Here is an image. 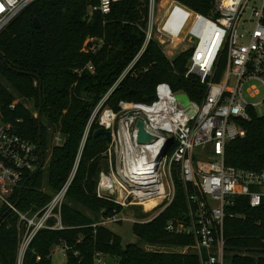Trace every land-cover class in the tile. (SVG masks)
<instances>
[{
  "label": "trees",
  "instance_id": "16d2710c",
  "mask_svg": "<svg viewBox=\"0 0 264 264\" xmlns=\"http://www.w3.org/2000/svg\"><path fill=\"white\" fill-rule=\"evenodd\" d=\"M180 1L204 14L210 12L213 2ZM94 3L96 0H37L0 33V106L4 117L23 137L38 144L41 139L39 147L45 156L41 171L25 185L18 202L22 210L36 211L50 200L51 195L41 191L45 177L55 192L64 185L76 162L93 109L144 43L149 0H123L113 5L109 15L95 12L90 20L88 10ZM162 3L166 6L162 9L165 14L161 29L171 32L168 15L173 10L171 13L177 21L173 36L183 34L193 12L175 3L170 6V0ZM35 18L40 28L35 26ZM98 40L104 41L103 46L94 51ZM187 54L170 60L151 41L131 72L109 96L106 106L118 109L122 99L152 102L156 98V86L161 82H168L176 92H186L191 99L199 100L205 89L197 77H185ZM89 63L94 66V72L87 68ZM40 85L43 103L39 138L36 115ZM27 102H33L35 111ZM244 125L247 135L227 145L226 162L240 169L256 170L264 160V113L252 111ZM98 128L95 121L67 193L70 203L66 201L62 208L66 228L41 230L27 251L24 264H52V249L62 241L71 247L65 264H93L97 251L118 257L119 264H201L192 248L190 252L148 251L138 243L124 245L121 236L109 227L92 226L102 210L111 213L115 207L112 201L96 194L99 174L107 168L103 153L109 144L104 135L94 136ZM58 133L65 141L50 149ZM41 156L40 152V161ZM175 184V198L161 214L150 222L133 224V232L142 242L169 248H184L194 243L191 235L174 234L166 229L169 220L188 217L185 186L178 176ZM227 213L226 264H264V200L259 207H251L247 198H237ZM147 214L142 212L141 216ZM0 217H3L0 264H15L18 218L7 208L0 210Z\"/></svg>",
  "mask_w": 264,
  "mask_h": 264
},
{
  "label": "built area",
  "instance_id": "2783aa9c",
  "mask_svg": "<svg viewBox=\"0 0 264 264\" xmlns=\"http://www.w3.org/2000/svg\"><path fill=\"white\" fill-rule=\"evenodd\" d=\"M35 1L0 0V33ZM121 1L96 0L89 6L90 20L95 12L109 15L113 5ZM170 1L193 12L188 27L177 37L163 31V0H149L142 47L93 109L68 179L36 211L22 210L18 202L21 186L41 163L39 144L20 135L15 125L5 119L0 106V210L7 208L18 218L15 264H24L26 253L41 230L66 228L62 208L95 121L99 128L112 133L103 153L107 168L99 174L96 194L112 201L115 207L111 213L102 210L92 223L94 228L122 222L143 224L155 219L173 202L178 176L187 194L188 217L169 220L167 231L191 235L194 243L188 247L199 256L201 264H226L227 209L237 198H247L251 207L262 204L264 160L259 169H240L229 165L226 155L231 141L246 137L244 123L251 118V112L264 107V0H213L208 14L195 11L180 0ZM151 41L170 60L188 53L185 77H197L205 89L201 98L193 100L186 92H176L170 83L161 82L152 102L122 99L118 109L106 106L109 96ZM103 43H94V51ZM87 68L94 72L91 63ZM180 93L188 95V106L177 100ZM138 121H142L145 131L157 137L156 141L138 142ZM64 141L61 134L55 135V144ZM151 201L153 204L147 209L146 204ZM131 209L151 215H132ZM70 248L64 241L54 247L66 255ZM93 264H109L106 254L97 251Z\"/></svg>",
  "mask_w": 264,
  "mask_h": 264
},
{
  "label": "rangeland",
  "instance_id": "374dc122",
  "mask_svg": "<svg viewBox=\"0 0 264 264\" xmlns=\"http://www.w3.org/2000/svg\"><path fill=\"white\" fill-rule=\"evenodd\" d=\"M178 4L176 2H172V4L170 6H172L173 4ZM163 4V8L166 6L165 3H162ZM180 5V4H178ZM169 6V5H168ZM183 6V5H181ZM174 9L175 11L178 12L179 14V9L177 8V5H174ZM173 10L169 11V15H168V18L170 17L169 19V23H170V27H171V32L170 34L174 35V28L177 27V25H175L177 23V21H174V15L173 13H171ZM170 30V29H169ZM174 31V32H173ZM262 97V95L258 98L260 100V98ZM26 105L31 108L33 111H35V105L33 104V102H27ZM258 114L259 115H262L264 113V107L263 106H259L258 109ZM54 138L55 136L53 137L52 139V143L50 145V149L52 148L53 145H55V142H54ZM50 159V157H49ZM46 164H45V168H46ZM41 191L45 192V193H49L52 197V195L55 193V191H53L47 184V179L45 177V181H44V184L41 188ZM68 203H70L68 200H67ZM134 210L131 209V214L132 215H136V216H141L142 215V212L141 210L139 209H135L134 212H132ZM87 213L89 214V212L87 211ZM146 213V212H144ZM94 215V214H92ZM151 213L148 212L147 215L145 216H150ZM109 228L115 232L116 234H118L119 236H121L122 238V242L124 245L128 244V243H138L140 244L143 248H145L146 250L148 251H179V252H190L188 246L184 249V248H179V247H164V246H153V245H149V244H146L144 242H142L141 240H139V238L136 237V235L134 234L133 232V224L132 223H129V222H122V223H115V224H111L109 226ZM193 250V249H192ZM195 252V251H193ZM107 256V260L109 262V264H119V258L118 257H115V256H110V255H106ZM51 259H52V264H65L66 261H67V255L59 250H55L54 247L52 249V253H51Z\"/></svg>",
  "mask_w": 264,
  "mask_h": 264
},
{
  "label": "water",
  "instance_id": "95a60500",
  "mask_svg": "<svg viewBox=\"0 0 264 264\" xmlns=\"http://www.w3.org/2000/svg\"><path fill=\"white\" fill-rule=\"evenodd\" d=\"M34 23H35V26L37 28L41 27V24H40V22H39V20L37 18H35ZM92 46H93V41H90L89 42V47H92ZM4 61H6V59H4ZM40 82H41V80H40ZM39 96H40V105H39V108H38V111H37L36 118H37L38 123H39V138H40L41 137V132H42L41 117H42V103H43V94H42L41 85H40V89H39ZM177 100L179 102L183 103L184 106H188L190 104V99H189L188 95L185 94V93L177 94ZM136 133H137V140H138L139 143H147V142L150 143V142H154V141L157 140L156 136H153V135L149 134L147 131L144 130L142 121H138L137 126H136ZM101 135H104L109 141L112 139L111 131H108V130H106L103 127H100V128H98V129H96L94 131V136L95 137L101 136ZM40 143H41V139H39V144ZM40 152H41V155H42L41 156V163L38 166V168L34 171L33 175L38 174L41 171V169L43 168V165L45 163V156H44L43 149H40ZM160 155L162 156V153ZM27 181H26V183H27ZM26 183L24 185H22L21 188H20L19 200H20V197H21V195L23 193V190L25 188ZM2 220H3V217H0V224L2 223Z\"/></svg>",
  "mask_w": 264,
  "mask_h": 264
},
{
  "label": "bare ground",
  "instance_id": "6f19581e",
  "mask_svg": "<svg viewBox=\"0 0 264 264\" xmlns=\"http://www.w3.org/2000/svg\"><path fill=\"white\" fill-rule=\"evenodd\" d=\"M173 1H171V4H172ZM153 204V201L149 202L146 204V208L149 209L151 207V205Z\"/></svg>",
  "mask_w": 264,
  "mask_h": 264
}]
</instances>
